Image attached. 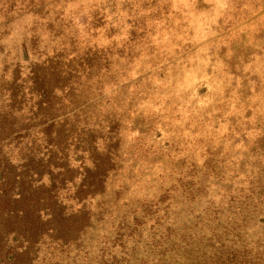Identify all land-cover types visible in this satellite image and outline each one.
<instances>
[{
	"label": "rangeland",
	"instance_id": "374dc122",
	"mask_svg": "<svg viewBox=\"0 0 264 264\" xmlns=\"http://www.w3.org/2000/svg\"><path fill=\"white\" fill-rule=\"evenodd\" d=\"M0 264H264V0H0Z\"/></svg>",
	"mask_w": 264,
	"mask_h": 264
}]
</instances>
